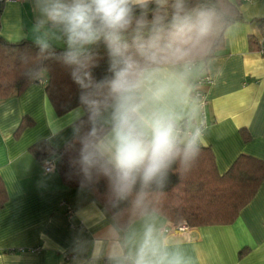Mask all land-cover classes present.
<instances>
[{
  "label": "crops",
  "instance_id": "0c3cea01",
  "mask_svg": "<svg viewBox=\"0 0 264 264\" xmlns=\"http://www.w3.org/2000/svg\"><path fill=\"white\" fill-rule=\"evenodd\" d=\"M33 5L34 0L3 4L4 40L34 41ZM238 10L243 20L225 30L223 48L203 68L167 66L183 73L191 91L197 77L210 79L202 89L205 106L195 101L220 175L240 154L264 161V55L258 51L264 45V22H257L264 20V0H240ZM46 78L43 74L37 83L0 102V177L8 197L0 209V264H75L77 256L89 258L95 237L108 235L131 254L142 242L145 227L151 228L161 252L179 255L184 264H264V180L232 223L164 233V228L180 223L149 214L122 231L86 189H67L55 169L44 172L29 148L46 140L58 149L71 140L69 114L78 108L58 116L44 91ZM23 119L30 124L18 131ZM241 130L249 135L248 141L241 138Z\"/></svg>",
  "mask_w": 264,
  "mask_h": 264
},
{
  "label": "clouds",
  "instance_id": "9594fccd",
  "mask_svg": "<svg viewBox=\"0 0 264 264\" xmlns=\"http://www.w3.org/2000/svg\"><path fill=\"white\" fill-rule=\"evenodd\" d=\"M150 2L34 0L32 32L39 53L36 58L21 57L26 74L35 79L43 76L42 65L49 58L71 68L81 90L80 107L68 120L74 145H79L73 163L82 176L81 188L104 178L117 202L128 200L138 186L162 183L177 162L187 171L207 146L205 120L191 89L183 73L167 66L183 60L188 45L212 34L218 13L174 0L169 24L154 17L146 38ZM100 42L107 50L110 75L98 81L92 74L96 58L91 48ZM57 45L64 48L58 57ZM85 114L87 120H81ZM140 197L137 192L136 202ZM90 249L89 258L77 256L75 264H184L179 255L158 249L150 227L144 228L142 242L131 254L110 235L95 237Z\"/></svg>",
  "mask_w": 264,
  "mask_h": 264
},
{
  "label": "trees",
  "instance_id": "16d2710c",
  "mask_svg": "<svg viewBox=\"0 0 264 264\" xmlns=\"http://www.w3.org/2000/svg\"><path fill=\"white\" fill-rule=\"evenodd\" d=\"M188 2L191 8L200 6L214 8L219 20L206 40L188 45L187 56L180 62L168 66L192 64L203 68L205 63L223 48L225 30L243 20L238 10L240 0H235V4L229 0ZM3 4L0 3V13ZM173 12L174 0H151L146 12L149 28L145 29V37L150 34L154 17L160 18L163 25L167 26ZM136 14L139 16L140 10H137ZM257 22L262 23L264 20ZM127 39L129 43L132 42V33L128 34ZM63 51L64 49L55 47L57 57ZM91 51L96 58L92 74L99 81L110 75L107 50L103 42H100L92 46ZM38 53L39 48L34 41L9 42L0 36V102L22 92L30 84L41 79L27 75L21 62L22 56L36 58ZM42 66L47 77L44 91L55 113L61 116L80 107L81 90L71 77V68L55 57L45 60ZM80 119L86 121V114ZM29 124L30 120L23 119L17 130L20 131ZM240 136L245 142L249 139L244 130L240 131ZM78 147V144L74 145L73 138L58 149H54L46 140H40L29 148V153L41 164L47 159L53 160L62 185L67 189H78L81 188L82 176L73 163ZM262 180L264 161L245 154H240L229 169L220 175L216 170L211 149L206 146L202 147L199 156L187 171L177 162L162 183H154L143 189L138 186L128 200L119 202L113 200L104 178L90 183L84 189L111 216L117 228L124 231L133 222L149 214H157L172 224L185 222L189 227L230 224L251 200ZM137 192L141 194L138 202ZM7 201L6 190L0 177V209Z\"/></svg>",
  "mask_w": 264,
  "mask_h": 264
},
{
  "label": "built area",
  "instance_id": "2783aa9c",
  "mask_svg": "<svg viewBox=\"0 0 264 264\" xmlns=\"http://www.w3.org/2000/svg\"><path fill=\"white\" fill-rule=\"evenodd\" d=\"M18 0H0V3H6V2H15ZM245 1V0H243ZM259 53L261 55H264V45H260L258 49ZM210 83V79L208 76H199L196 78L195 81V88L192 91V97L198 102V104L201 107H204L206 104V98L205 94L203 92V87L207 86ZM42 167L44 172H50L55 169V163L51 159H47L42 163ZM67 213H71V209L69 207H66ZM188 229V225L185 222L180 223L179 225L170 226L163 229L164 233H170V232H182Z\"/></svg>",
  "mask_w": 264,
  "mask_h": 264
},
{
  "label": "rangeland",
  "instance_id": "374dc122",
  "mask_svg": "<svg viewBox=\"0 0 264 264\" xmlns=\"http://www.w3.org/2000/svg\"><path fill=\"white\" fill-rule=\"evenodd\" d=\"M44 74V73H43ZM46 80V79H45Z\"/></svg>",
  "mask_w": 264,
  "mask_h": 264
}]
</instances>
